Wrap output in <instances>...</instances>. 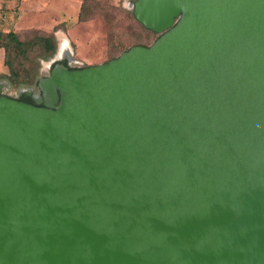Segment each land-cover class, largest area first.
<instances>
[{
	"label": "water",
	"instance_id": "1",
	"mask_svg": "<svg viewBox=\"0 0 264 264\" xmlns=\"http://www.w3.org/2000/svg\"><path fill=\"white\" fill-rule=\"evenodd\" d=\"M129 7L150 45L0 95V264H264V0Z\"/></svg>",
	"mask_w": 264,
	"mask_h": 264
},
{
	"label": "rangeland",
	"instance_id": "2",
	"mask_svg": "<svg viewBox=\"0 0 264 264\" xmlns=\"http://www.w3.org/2000/svg\"><path fill=\"white\" fill-rule=\"evenodd\" d=\"M132 2L134 0H0V31H14L20 39L51 34L57 46L59 44L57 58L61 53H68L76 60L73 66L94 65L119 55L120 44L123 49L131 47L132 43L150 45L159 36L145 30L131 17L129 5ZM83 5L87 15L80 19ZM0 50V79L6 80L11 94L18 88L37 87L39 77L49 73L48 64L56 52L47 59L32 52L33 61L26 62L25 66L32 70L38 63V76L32 83L17 85L5 76L9 70L4 64V48Z\"/></svg>",
	"mask_w": 264,
	"mask_h": 264
},
{
	"label": "trees",
	"instance_id": "3",
	"mask_svg": "<svg viewBox=\"0 0 264 264\" xmlns=\"http://www.w3.org/2000/svg\"><path fill=\"white\" fill-rule=\"evenodd\" d=\"M86 15L83 5L79 12V18L84 19ZM130 15L136 20L133 11H130ZM109 21H112V18H109ZM138 23L145 30L155 33L152 30L145 28L140 22ZM133 45H136V43H132V46ZM0 47L4 48V64L9 70L8 74L5 76L14 84L20 85L32 83L38 76V63H36L32 70L25 66L26 62L33 61L30 57L32 52L38 53L40 58L47 59L55 52L57 43L54 36L51 34H34L28 39H20L18 34L14 31H0ZM119 47L120 53L128 49H123V44H120Z\"/></svg>",
	"mask_w": 264,
	"mask_h": 264
},
{
	"label": "flooded vegetation",
	"instance_id": "4",
	"mask_svg": "<svg viewBox=\"0 0 264 264\" xmlns=\"http://www.w3.org/2000/svg\"><path fill=\"white\" fill-rule=\"evenodd\" d=\"M55 54H58V52L56 51L54 55ZM61 54L62 55H59L57 60L53 64H55L56 62H59V63H64L70 68L77 67V66L72 65V61L69 55H67L68 53H64V54L61 53ZM7 86H8V83L6 82V80L0 79V95L10 96V97H13L18 100L25 101L31 104H35V102L38 100L39 95H40L39 89L37 87L30 86V87L24 88L23 91H20L19 90L20 88H18L15 90V93L11 94L8 91L9 88ZM40 105H43V103H40Z\"/></svg>",
	"mask_w": 264,
	"mask_h": 264
},
{
	"label": "bare ground",
	"instance_id": "5",
	"mask_svg": "<svg viewBox=\"0 0 264 264\" xmlns=\"http://www.w3.org/2000/svg\"><path fill=\"white\" fill-rule=\"evenodd\" d=\"M61 46H62V45H61ZM63 46H64V45H63ZM66 48H67V47H66ZM59 50H60V49H59ZM59 50H58V51H59ZM62 50H63V49H62ZM58 51H57V52H58ZM56 56H57V54H56Z\"/></svg>",
	"mask_w": 264,
	"mask_h": 264
},
{
	"label": "crops",
	"instance_id": "6",
	"mask_svg": "<svg viewBox=\"0 0 264 264\" xmlns=\"http://www.w3.org/2000/svg\"><path fill=\"white\" fill-rule=\"evenodd\" d=\"M0 53H1V50H0Z\"/></svg>",
	"mask_w": 264,
	"mask_h": 264
}]
</instances>
